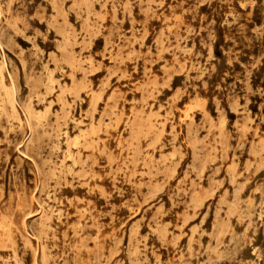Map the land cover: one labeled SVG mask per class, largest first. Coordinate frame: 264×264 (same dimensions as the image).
<instances>
[{"label": "rangeland", "instance_id": "obj_1", "mask_svg": "<svg viewBox=\"0 0 264 264\" xmlns=\"http://www.w3.org/2000/svg\"><path fill=\"white\" fill-rule=\"evenodd\" d=\"M0 79V264H264V0H0Z\"/></svg>", "mask_w": 264, "mask_h": 264}, {"label": "bare ground", "instance_id": "obj_2", "mask_svg": "<svg viewBox=\"0 0 264 264\" xmlns=\"http://www.w3.org/2000/svg\"><path fill=\"white\" fill-rule=\"evenodd\" d=\"M103 20V19H102ZM96 22V21H95ZM88 41V40H87ZM116 44V43H115ZM64 46V45H63ZM1 80V79H0ZM58 82V81H57ZM1 85H2V83H1ZM5 90V89H4ZM14 90V89H13ZM6 92V91H5ZM14 92V91H13ZM6 94V93H5ZM97 94V93H96ZM12 96V95H11ZM8 97V96H7ZM95 97V96H94ZM94 97H92V98H94ZM97 100V99H96ZM51 105V104H50ZM70 105V104H69ZM14 106V105H13ZM12 106V107H13ZM11 107V108H12ZM15 107V106H14ZM27 108L28 107H26V110H27ZM14 109V108H13ZM31 109V108H30ZM29 110V109H28ZM32 111V110H31ZM86 113V112H85ZM12 114V113H11ZM41 116V115H40ZM91 116V115H90ZM101 117V116H100ZM13 118V117H12ZM30 118V117H29ZM93 118V117H92ZM37 120V119H36ZM83 131V130H82ZM31 134V133H30ZM77 137V136H76ZM98 137V136H97ZM72 139V138H71ZM71 139H70V141H71ZM99 139V138H98ZM73 141H74V139H73ZM78 141V140H77ZM93 141V140H92ZM26 143V142H25ZM90 146V145H89ZM69 154V153H68ZM69 156V155H68ZM71 156V155H70ZM64 157V156H63ZM74 158V157H73ZM63 161V160H62ZM96 161V160H95ZM73 163V162H72ZM68 167V166H67ZM70 168V167H69ZM88 173V172H87ZM83 177H85V176H83ZM48 196V195H47ZM61 203V202H60ZM39 210V209H38ZM61 210V209H60ZM25 222V221H24ZM45 235V234H44ZM38 237V236H37ZM42 248V247H41Z\"/></svg>", "mask_w": 264, "mask_h": 264}]
</instances>
